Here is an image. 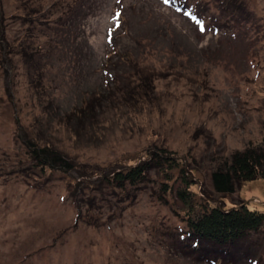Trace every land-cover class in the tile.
Segmentation results:
<instances>
[{
	"label": "rangeland",
	"instance_id": "obj_1",
	"mask_svg": "<svg viewBox=\"0 0 264 264\" xmlns=\"http://www.w3.org/2000/svg\"><path fill=\"white\" fill-rule=\"evenodd\" d=\"M0 30V264H214L185 244L190 216L264 212V178L212 184L264 140V0H0ZM31 142L75 168H43ZM155 152L179 166L100 182ZM76 197L103 205L82 208L96 224ZM240 248L222 264H264V226Z\"/></svg>",
	"mask_w": 264,
	"mask_h": 264
},
{
	"label": "trees",
	"instance_id": "obj_2",
	"mask_svg": "<svg viewBox=\"0 0 264 264\" xmlns=\"http://www.w3.org/2000/svg\"><path fill=\"white\" fill-rule=\"evenodd\" d=\"M0 32L2 33L1 37L5 36L4 32L1 30ZM143 80H145V77ZM94 104L93 98L91 102L89 101L86 106H83L90 113L84 109L82 114L86 117H91L94 114L92 112L95 107ZM29 147L31 155L43 168H59L66 171L75 168V164L72 161L50 145L39 147L37 143L31 142L29 143ZM154 161L158 163L155 164ZM166 163L169 165L174 164L172 165L173 168L179 166L177 160L168 155H161L159 152H155L154 156L150 154V157L142 160L135 166H130L123 170H114V174L105 175L100 182L108 184L106 190L109 194H116L117 189H137L140 183L147 180L150 172L154 169L165 167ZM227 164V166L218 167L212 172V184L218 193L232 194L243 183L264 178V140L259 145L248 146L243 150L236 151ZM182 176V181L186 186L184 189L178 188L176 193L183 202L190 203L191 191L189 188L192 185V181L184 177V174ZM162 182L164 191L168 192L169 188L165 184L169 182V178H166ZM80 193L81 190H78V194ZM102 196L103 200L108 198L104 193H102ZM76 199L79 215H87V223L96 224L97 220L91 217L90 212L84 214L82 208L85 207L88 211L89 209L98 208L100 211H103L100 209L103 205H96L99 200L93 197L82 198L83 200L76 197ZM101 202L106 203L108 201ZM187 222L188 230L184 237L185 244L192 245L191 249L193 251L200 252L201 250L204 253L202 256L208 260H212L214 264H222L224 260H228L224 259L225 257L237 258V251L241 249L242 244L263 228L264 212L253 209L243 202L229 209L224 206L215 205L209 206L190 216Z\"/></svg>",
	"mask_w": 264,
	"mask_h": 264
}]
</instances>
